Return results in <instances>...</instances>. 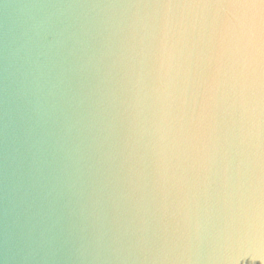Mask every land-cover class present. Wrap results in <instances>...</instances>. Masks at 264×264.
Returning a JSON list of instances; mask_svg holds the SVG:
<instances>
[{"label":"water","instance_id":"95a60500","mask_svg":"<svg viewBox=\"0 0 264 264\" xmlns=\"http://www.w3.org/2000/svg\"><path fill=\"white\" fill-rule=\"evenodd\" d=\"M214 5L0 0V264H264L214 250L264 203V90Z\"/></svg>","mask_w":264,"mask_h":264},{"label":"clouds","instance_id":"9594fccd","mask_svg":"<svg viewBox=\"0 0 264 264\" xmlns=\"http://www.w3.org/2000/svg\"><path fill=\"white\" fill-rule=\"evenodd\" d=\"M214 7L212 24L220 57L245 90L256 86L264 90V0H223ZM49 35L55 37L44 33L45 38ZM236 240L264 245V203L244 209L226 226L217 225L214 250L225 249ZM257 261L251 258L246 264Z\"/></svg>","mask_w":264,"mask_h":264},{"label":"snow or ice","instance_id":"6c2138e0","mask_svg":"<svg viewBox=\"0 0 264 264\" xmlns=\"http://www.w3.org/2000/svg\"><path fill=\"white\" fill-rule=\"evenodd\" d=\"M165 2H171V0H165ZM203 2L220 3L223 0H203Z\"/></svg>","mask_w":264,"mask_h":264}]
</instances>
